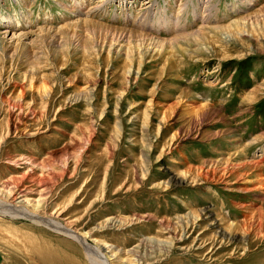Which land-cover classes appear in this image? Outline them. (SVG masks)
Returning <instances> with one entry per match:
<instances>
[{
    "label": "rangeland",
    "instance_id": "obj_1",
    "mask_svg": "<svg viewBox=\"0 0 264 264\" xmlns=\"http://www.w3.org/2000/svg\"><path fill=\"white\" fill-rule=\"evenodd\" d=\"M0 201L111 264H264V0H0ZM45 225L0 212V264H91Z\"/></svg>",
    "mask_w": 264,
    "mask_h": 264
},
{
    "label": "bare ground",
    "instance_id": "obj_2",
    "mask_svg": "<svg viewBox=\"0 0 264 264\" xmlns=\"http://www.w3.org/2000/svg\"><path fill=\"white\" fill-rule=\"evenodd\" d=\"M209 1V0H208ZM79 2V1H78ZM92 6V5H91ZM186 9L185 10H188V8L187 7H185ZM207 8L208 9H211L210 11H212V9H213V5L212 4H209V5H207ZM205 9V8H204ZM83 11V10H82ZM209 11V10H208ZM207 10H206V12H208ZM210 11H209V13H210ZM84 12V11H83ZM85 14V16H87V17H90L89 16V12H87V13H84ZM97 16V15H96ZM248 16V15H247ZM182 17V16H181ZM178 20V19H177ZM248 20L249 19H242V20H240V21H237L235 24H233L232 26H235V28H236V26L238 25V27H240L241 28V26L240 25H243L244 27H245V25H249V23H248ZM82 21V22H81ZM77 22H81V23H85L86 25L88 24L89 25V22H90V20H88L87 18H85V19H82V20H80V21H77ZM76 22V23H77ZM208 22V21H207ZM250 22V21H249ZM78 23V24H79ZM91 23L93 24V25H96V26H99L96 22H92L91 21ZM78 24H71V25H66V27H65V29H67V28H69V29H71V28H75V27H77L78 26ZM203 24H204V22H203ZM90 26H91V24H90ZM172 26H175V25H171V28H172ZM243 26H242V28H243ZM93 27V26H92ZM176 27V26H175ZM98 28V27H97ZM234 28V29H235ZM173 29V28H172ZM245 29V28H244ZM243 29V30H244ZM40 30V29H39ZM47 30V29H46ZM46 30H44L43 31V34H44V32L46 31ZM115 30V29H114ZM117 31H118V29H116ZM120 30V29H119ZM205 30H207L208 31V29H206L205 28ZM204 30V31H205ZM212 30V29H211ZM230 30H232V29H230ZM237 30H238V28H237ZM50 31V30H49ZM124 31H126V29L124 30ZM123 31V32H124ZM229 31V30H228ZM233 31V30H232ZM232 31L230 32V33H232ZM242 31V30H241ZM245 31V30H244ZM41 32V31H40ZM113 32V31H112ZM122 32V31H121ZM121 32H120V34H121ZM237 32V31H236ZM47 33H48V30H47ZM243 33V32H242ZM46 34V33H45ZM119 34V33H118ZM131 34H132V32H131ZM139 34V33H138ZM137 34V35H138ZM26 35V34H25ZM52 35V34H51ZM115 35H117V34H115ZM134 35V34H133ZM6 36H8V35H6ZM16 35L15 34H13V37H15ZM131 36V35H130ZM129 36V37H130ZM27 37V36H26ZM122 37V36H121ZM22 38H24L23 36H22ZM125 38V37H124ZM121 39V38H120ZM19 40V39H18ZM20 40H21V37H20ZM126 40V39H125ZM130 40V39H129ZM176 40V39H175ZM121 41H123V40H121ZM173 41V40H172ZM169 43H171V42H169ZM160 48V47H159ZM227 163H229V161L227 160ZM0 212H1V214L2 215H8V217H11V218H14V217H26V218H29V219H32L34 222H39V223H43V224H46L48 227H50V228H52V229H54L55 231H57V232H59V233H61L63 236H65V237H67V238H70V239H72L73 241L75 240V242L77 241L82 247H83V249H84V251H85V253H86V256H87V258H88V260H89V262H91V264H111L110 262H109V260H108V258L105 256V255H103L102 254V252L98 249V248H96V247H94V246H91V245H89L88 243H87V241L86 240H84V239H82L81 237H79L78 235H77V233H76V231H73L72 230V228H70L68 225H66V224H64V223H62L61 221H58V220H54V219H52V218H39L38 216H36V215H32L31 213H29V211H26L25 209H20L19 207H17V206H15L14 204H12V203H5V202H1L0 201ZM45 225V226H46Z\"/></svg>",
    "mask_w": 264,
    "mask_h": 264
}]
</instances>
